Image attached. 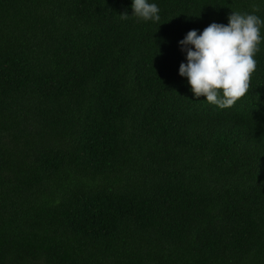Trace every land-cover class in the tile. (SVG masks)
<instances>
[{
  "label": "trees",
  "instance_id": "1",
  "mask_svg": "<svg viewBox=\"0 0 264 264\" xmlns=\"http://www.w3.org/2000/svg\"><path fill=\"white\" fill-rule=\"evenodd\" d=\"M149 2L0 0V264H264V42L231 108L179 74L264 0Z\"/></svg>",
  "mask_w": 264,
  "mask_h": 264
},
{
  "label": "clouds",
  "instance_id": "2",
  "mask_svg": "<svg viewBox=\"0 0 264 264\" xmlns=\"http://www.w3.org/2000/svg\"><path fill=\"white\" fill-rule=\"evenodd\" d=\"M134 15L143 21H160V9L149 0H133ZM253 13L232 12L227 25L212 23L202 33L190 30L180 41L187 53L179 74L187 77L194 96L206 97L220 109L233 107L251 89L252 76L258 69L257 53L264 36V20ZM127 13L121 19H127ZM193 46V47H189Z\"/></svg>",
  "mask_w": 264,
  "mask_h": 264
}]
</instances>
